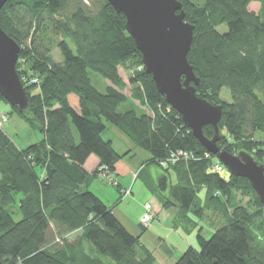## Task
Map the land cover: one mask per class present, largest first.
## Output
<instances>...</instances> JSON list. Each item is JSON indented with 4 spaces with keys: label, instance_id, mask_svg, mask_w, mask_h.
I'll return each instance as SVG.
<instances>
[{
    "label": "trees",
    "instance_id": "16d2710c",
    "mask_svg": "<svg viewBox=\"0 0 264 264\" xmlns=\"http://www.w3.org/2000/svg\"><path fill=\"white\" fill-rule=\"evenodd\" d=\"M180 1L186 21L195 26L188 59L200 80L197 94L223 108L218 146L247 151L264 164V0ZM253 2L261 3L258 12L250 9ZM0 24L22 46L17 72L30 105L21 112L1 94L0 101L42 134L41 141L20 148L0 126V264H109L106 258L113 264H160L142 243L147 226L132 233L114 206L91 189L100 174L134 172L127 153L104 138L107 121L149 152L138 177L163 207H175V225L196 232V245L179 254L162 242L174 264H264L258 193L248 178L214 169L217 156L146 72L124 13L108 0H8ZM55 47L62 60L52 55ZM120 68L130 73L129 94ZM91 71L109 81L106 91L94 85ZM225 87L233 101L222 98ZM214 133L212 125L204 127L207 137ZM179 151L194 157L172 161ZM91 155L99 164L89 172ZM152 166L164 170L159 180L169 195L155 184ZM171 172L173 185L165 182ZM115 186L121 201L123 187ZM237 193L250 201L238 203ZM208 209L223 220L210 235L198 221Z\"/></svg>",
    "mask_w": 264,
    "mask_h": 264
},
{
    "label": "water",
    "instance_id": "95a60500",
    "mask_svg": "<svg viewBox=\"0 0 264 264\" xmlns=\"http://www.w3.org/2000/svg\"><path fill=\"white\" fill-rule=\"evenodd\" d=\"M108 1L124 13L127 30L142 52L146 72L152 74L159 92L210 153L232 174L250 180L264 206V164L247 151L231 153L218 146L222 105H214L197 94L195 86L200 80L188 59L195 26L186 21L183 3L180 0ZM7 2L0 0V12ZM21 49L0 24V94L9 104L25 112L30 103L17 72ZM207 125L215 129L212 138L204 134ZM160 185L165 189L163 180Z\"/></svg>",
    "mask_w": 264,
    "mask_h": 264
},
{
    "label": "rangeland",
    "instance_id": "374dc122",
    "mask_svg": "<svg viewBox=\"0 0 264 264\" xmlns=\"http://www.w3.org/2000/svg\"><path fill=\"white\" fill-rule=\"evenodd\" d=\"M262 5L260 2H253L250 4V9L258 12L261 9ZM221 31L227 30L226 25H222L219 27ZM52 55L56 60H62V54L58 47H55L52 51ZM121 75L125 79V81L128 83V87L126 88L125 92L127 94L130 93V85H129V79H130V73L125 71L123 68H120ZM90 76L92 79V82L94 85L97 86V88L100 91H106V82L109 81L103 78L100 74L91 71ZM31 82H36V80H31ZM222 98H224L227 101H233V96L229 89L226 87L223 88L221 92ZM11 109L10 105L6 103L5 101H0V126L3 128L5 127V131L7 134L10 135L13 142H15L16 145H18L20 148H25L35 142L41 141L39 139L38 141H35V134L38 137H41L42 134L33 128L30 127V125L19 115L16 113H13L9 110ZM9 110V111H8ZM7 112V113H6ZM105 139H110L113 142V145L115 149L119 153H127L125 155V160L130 164L134 172L129 173L125 176H118V181L122 182L124 187L122 192L123 198L121 201H118L120 192L118 191L117 187L115 186L117 184L116 175H112L113 180L109 178H104L102 174H100V177L93 182V185L91 189L95 191L108 205L114 206L116 213H118L121 217H127L129 218L134 225L141 227V219L145 212V204L150 201L154 207L156 204H158L159 199L158 196H156L153 191L146 185V183L141 179V177H138V173L144 168V162L150 157V154L148 151L138 147L127 135H125L121 130H119L116 126L111 124L109 121H107V130L103 134ZM34 139V140H33ZM131 146V147H128ZM131 148V149H130ZM163 166V165H162ZM150 172L154 174L155 178V184H158L159 188L166 192V194L169 195L170 188L164 189L160 187V180L158 179L159 173L164 172V170L160 167L152 166L150 168ZM170 174V173H169ZM224 176H228L227 172L223 174ZM177 182L176 176L174 173L171 172V175L169 176L168 183L169 184H175ZM201 195H204V191L200 193ZM236 201L242 204H247L250 201L249 196H244L241 193H237L236 195ZM19 206V205H18ZM14 212V218L18 221L22 218V215L20 213ZM156 209L154 208V217L151 220L150 224L148 225L149 229L154 231H158L161 233V235H168L169 239L168 244H175L176 248L178 249H185L183 248L186 246V241H183L178 236V233L173 228H167L163 230L161 227L164 222V216L163 214H166V211L164 210L160 217L156 215ZM206 218H204L203 222L199 221V224L206 227V234L210 235V233L213 231L212 228H216L220 226L223 222L222 217L219 212H215L212 209L206 210L205 214ZM156 225V227H155ZM210 226V227H209ZM214 226V227H213ZM170 230V231H169ZM172 230V231H171ZM141 231V230H140ZM169 232V233H168ZM190 241L194 242L196 245V233L192 234L189 238ZM143 241L146 242L148 245L151 246V248L154 249V247L163 253L165 255V248L160 249L157 246V239H153L152 237H149L148 232L145 236H143ZM171 248L172 245H170ZM187 247V246H186ZM163 251V252H162ZM160 256L163 258L164 256ZM167 257V254H166ZM168 258V257H167ZM107 262L109 264H113V261L109 258H106Z\"/></svg>",
    "mask_w": 264,
    "mask_h": 264
},
{
    "label": "crops",
    "instance_id": "0c3cea01",
    "mask_svg": "<svg viewBox=\"0 0 264 264\" xmlns=\"http://www.w3.org/2000/svg\"><path fill=\"white\" fill-rule=\"evenodd\" d=\"M9 110L11 111V109L9 108ZM8 110V111H9ZM7 113V112H6ZM42 138V136L41 137H38V136H36V134H35V141H38L39 139H41ZM33 139V140H34ZM128 147H131V146H128ZM131 149V148H130ZM98 164H99V158L96 156V155H91L90 157H89V159L87 160V162H86V164H85V167H86V169H87V171H89V172H92L93 170H95L96 168H97V166H98ZM154 175V174H153ZM117 177L118 176H116V179H117ZM155 177V176H154ZM158 179H160V175L158 176ZM168 180H166V182H167ZM117 184L119 185H121L123 188H125L124 187V185H123V183L122 182H120V181H118V179H117ZM92 185H93V183H92ZM92 185H91V187H92ZM169 188V186H167L166 187V189H168ZM154 193V192H153ZM155 194V193H154ZM121 195V194H120ZM156 195V194H155ZM157 196V195H156ZM148 202H150V201H148ZM108 204V203H107ZM174 208L175 207H173V208H165V207H163V204H162V202L159 200V202H158V204H156V206H155V209H156V215H158L159 217H160V215H161V213L165 210L166 211V214H163V216H164V224L162 225V226H164V227H161L163 230L165 229V227H169V228H173L177 233H178V236L177 237H180V239L181 240H183V241H186V246L188 247V246H190V245H195V243L194 242H192V241H190L189 240V238H190V236H192V234H195L196 232H192V233H190V234H188V233H186L185 231H184V229H183V226L181 225V224H179L178 225V223L175 225V221L173 220V213H174ZM116 212V211H115ZM117 214V216L121 219V221L124 223V225L132 232V233H134V234H138L139 232H140V230L142 229L140 226H137V225H134L133 223H132V221L129 219V218H127L126 216L125 217H121L118 213H116ZM178 225V226H177ZM149 226H147V230H146V232H144L143 233V235H142V237H141V240H142V243L144 244V245H146L148 248H150L154 253H155V255H156V258L158 259V262L160 263V264H174L175 263V261H176V258H174V257H172L171 256V254L169 255V254H167V257H166V253H165V255L163 254V253H161L160 251H158L155 247H154V249L153 248H151V246L150 245H148L146 242H144L143 241V236H145L146 235V233L148 232V235H149V237H152L153 239L155 238V240L157 239V246L160 248V249H163L164 247H163V244H167V245H169L168 244V240L167 239H169V237H168V235L170 234L169 232V234L168 235H161V233L160 232H158V231H155V229H154V231L152 232V230H150L149 228H148ZM155 227H156V225H155ZM168 228V229H169ZM170 231V230H169ZM172 231V230H171ZM162 242H163V244H162ZM170 245H172V247H173V249L175 250V252L177 253V254H179L180 252H182V251H184L187 247L186 246H184L183 248H185V249H178V248H176V246H175V244H170ZM169 245V246H170ZM176 253H175V255H176ZM162 254H163V258H161L160 256H162Z\"/></svg>",
    "mask_w": 264,
    "mask_h": 264
},
{
    "label": "built area",
    "instance_id": "2783aa9c",
    "mask_svg": "<svg viewBox=\"0 0 264 264\" xmlns=\"http://www.w3.org/2000/svg\"><path fill=\"white\" fill-rule=\"evenodd\" d=\"M185 157V158H189V157H194L193 154H189L187 152H183V151H179L175 154L172 155L171 157V160L172 161H175L176 159H178L179 157ZM163 165H166L165 163H162ZM214 169L217 171V172H221L222 174H225V172L228 171V169L225 167V165L223 163H221L220 161H218L215 165H214ZM102 176L105 178H109L111 180H113L114 177L110 176L109 175H105V174H102ZM154 206L151 202H147L145 204V212L142 216V219H141V222L143 225L145 226H148L151 222V220L153 219L154 217Z\"/></svg>",
    "mask_w": 264,
    "mask_h": 264
}]
</instances>
